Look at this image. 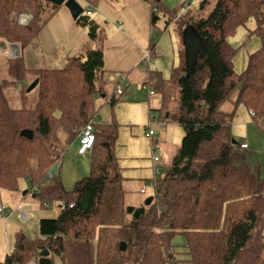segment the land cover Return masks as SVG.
Masks as SVG:
<instances>
[{
    "label": "trees",
    "instance_id": "1",
    "mask_svg": "<svg viewBox=\"0 0 264 264\" xmlns=\"http://www.w3.org/2000/svg\"><path fill=\"white\" fill-rule=\"evenodd\" d=\"M46 4L0 0V44L6 53L12 44L20 48L18 56L5 61L15 81L2 78L0 72V189H17L21 179H27L33 190L37 188L36 197L61 205L56 218L40 220L39 239L17 232L5 263L55 264L58 256L61 264H179V256L185 254L192 264H264V177L258 165L244 159V142H236L231 129L238 107L264 116V0H197L175 20L183 27L179 64L170 78L160 71L150 73V90L160 95V118L181 125L185 135L164 178L157 181L154 200L138 207L126 202V178L115 151L117 129L97 123L93 111L96 96L105 92L97 82L105 72L102 50L70 58L61 69L37 70L40 81L31 104L24 98L23 107L14 108L6 97L5 89L29 71L21 49L38 36L46 21ZM157 5L174 16L160 0ZM24 12L33 19L21 26L18 17ZM152 14L156 24L154 5ZM252 17L256 27L250 33L262 44L238 73L233 64L237 50L229 37ZM83 19L80 15L77 21ZM172 21L167 19V25ZM188 27L199 31L204 47L186 76ZM90 29L95 39L98 27L91 24ZM156 47L153 42L148 49L149 62ZM238 88L236 109L224 112L223 105ZM107 100L117 101L115 95ZM89 122L96 136L83 154L91 153V173L68 191L59 169L48 181L58 162L53 148L64 152L74 142L80 148V133ZM30 131L33 137L23 134ZM177 235L184 237L185 251L174 243ZM43 250L48 255L42 256Z\"/></svg>",
    "mask_w": 264,
    "mask_h": 264
},
{
    "label": "rangeland",
    "instance_id": "2",
    "mask_svg": "<svg viewBox=\"0 0 264 264\" xmlns=\"http://www.w3.org/2000/svg\"><path fill=\"white\" fill-rule=\"evenodd\" d=\"M158 1H80L84 9L81 15L85 18L81 22L73 18L65 5L55 7L54 4L46 2L47 11L43 15L46 21L41 23L42 28L34 42L21 49L23 62L29 71L18 83H12L5 89L10 105L22 108V99H27L31 104L36 98L37 92H28L27 89L38 78L37 70L61 69L66 67L70 58L84 55L90 50H102L105 72L102 77H98L97 82L104 86L105 92L96 96L93 111L97 123L112 124L117 129L115 151L122 174L126 178V202L137 207L144 204L147 198L155 196L152 182L164 178L185 134L181 125L163 124L158 111L161 107L160 95L149 96V90L154 88V81L149 75L160 71L165 78L171 77L173 68L179 64L180 50L184 49L183 27L180 21L175 20L188 7H193L197 0H160L174 16L165 14L164 8L157 5ZM153 5L159 17L156 24L152 21ZM88 10L92 12L91 16H86ZM167 19L174 20L170 26L167 25ZM87 20L89 22L85 24ZM91 24L98 27L95 39L91 36ZM255 27L256 20L252 17L229 37L231 46L237 50L233 64L238 73L247 67L249 56L262 44L260 38L250 33ZM153 42L157 45L156 54L152 56L149 64H144L145 53ZM4 46L3 43L0 44L1 48ZM0 54L1 77L15 81V77L6 71V58L12 57H8L5 51H0ZM119 83L122 84L124 92L122 95L116 92ZM145 83L148 86L146 88ZM239 90L236 89L231 97ZM112 95L117 100L114 104L107 100ZM231 97L230 100L233 98ZM233 104H236V100ZM151 108L155 109L154 115L150 113ZM150 129L155 132L152 138L147 137ZM231 129L236 142H248L249 149L242 151V155L245 160L258 165L264 177V116L254 117L246 107H238ZM156 141L161 146L157 145L158 149L153 153L152 143L156 145ZM162 147L166 148L163 150ZM56 148H53V152L58 157L59 177L65 189L71 191L76 181L90 175L91 153L81 155L77 142L72 143L64 152H59ZM153 154L160 158L156 178L153 173ZM141 189H145L146 193H141ZM1 203L8 208L9 214L6 223L0 220V264H6V253L12 251L17 232H23L29 240L39 239L40 220L56 218L61 202L43 201L36 197L28 180L21 179L17 189H0ZM19 206L25 209L28 215L26 219L17 209ZM173 241L180 251L184 250L183 236L177 235ZM179 257V264H192L186 260L185 254ZM55 264H61L60 257H55Z\"/></svg>",
    "mask_w": 264,
    "mask_h": 264
},
{
    "label": "built area",
    "instance_id": "3",
    "mask_svg": "<svg viewBox=\"0 0 264 264\" xmlns=\"http://www.w3.org/2000/svg\"><path fill=\"white\" fill-rule=\"evenodd\" d=\"M87 15L91 16L92 15V12L90 10L87 11ZM33 19V15L28 13V12H24V13H21L18 17V22H19V25L21 26H26L28 25L31 20ZM5 47V46H4ZM5 48H1L0 47V51H4ZM20 53V48L18 45L16 46H13L11 45V47L9 48V50L7 51V55L8 57H16L18 56ZM150 60V51L147 50L146 53H145V56H144V59H143V63L144 64H147ZM147 86H145L146 88ZM122 86L121 85H118V88H117V93L118 94H122ZM149 93L150 95H153L154 94V91L153 90H149ZM251 115L252 116H256V113L255 111H251ZM154 134V131L152 129H150L147 133V136L149 138H152ZM95 127H94V124L92 122H89L87 125H85V127L82 129L81 133H80V143H81V146L79 148V153L80 154H83V153H86L88 150H90L94 144V140H95ZM155 147L156 145L154 143H152V149L155 150ZM249 145L248 143H243L242 144V148H248ZM153 162L156 164L155 166V175L154 177L156 178L157 174H158V168H157V162L160 160V158L156 157L153 155ZM54 172L51 171L48 175V181L50 179H52L54 177ZM152 185L154 186L155 188V191H156V186H157V180H154L152 182ZM37 188L35 187L34 190H36ZM141 193H146V190L145 189H142L141 190ZM17 209L19 211H21V214L23 216L24 219H26L28 217L25 209H22L20 206L17 207ZM8 217H9V214H8V208L3 204L1 203L0 204V220H2L3 222H7L8 220ZM30 264H35L34 261H32Z\"/></svg>",
    "mask_w": 264,
    "mask_h": 264
},
{
    "label": "water",
    "instance_id": "4",
    "mask_svg": "<svg viewBox=\"0 0 264 264\" xmlns=\"http://www.w3.org/2000/svg\"><path fill=\"white\" fill-rule=\"evenodd\" d=\"M46 2L53 3L58 6L65 5L71 12V15L75 20L78 19V17L84 12L83 7L81 6L80 2L77 0H44ZM185 47H186V57H187V67H186V76H189L192 70L193 65L196 63V61L199 58V55L201 54L203 47H204V39L199 33V31L195 28L188 27L185 32ZM39 78L34 80L32 84L28 87L27 91L31 92L34 90L38 84H39ZM23 134L28 135L29 137H33L34 133L32 131L30 132H23ZM58 165H54L53 172L54 174L57 173ZM154 200V197L151 196L146 199L145 205H150L152 201ZM121 250H126V243L123 242L121 245ZM48 250H43L41 252V255H48Z\"/></svg>",
    "mask_w": 264,
    "mask_h": 264
},
{
    "label": "crops",
    "instance_id": "5",
    "mask_svg": "<svg viewBox=\"0 0 264 264\" xmlns=\"http://www.w3.org/2000/svg\"><path fill=\"white\" fill-rule=\"evenodd\" d=\"M238 94H239V92L236 93L234 96H232V97H233V98L231 97L232 100L229 99V100L227 101L228 103H227V104H224L225 106L223 105V111H224V112L232 113V112L235 110V105H236V104L234 105V104H233V101H234V100L237 101ZM150 113H151V109H150ZM256 116H257V115H256ZM256 116H254V117H256ZM166 123H167V122H164V121H163V124H166ZM173 124H174V123H173ZM178 125H179V124H178ZM154 135H155V132H154V134H153V137H154ZM184 135H185V134H184ZM147 137H148V136H147ZM153 139H154V138H153ZM153 141H154V140H153ZM154 142H155V141H154ZM243 142H244V143H248V142L245 141V140H244ZM154 144H155V143H154ZM157 145H158V146H161V145L159 144V142L156 141V147H155V150L152 149L153 153H155V151L158 149V148H157ZM248 145H249V144H248ZM162 148H163V147H162ZM165 148H166V147H164L163 150H164ZM248 149H249V147H248L246 150H248ZM160 150H161V147H160ZM81 155H85V154H81ZM153 155H154V154H153ZM159 161H160V160H159ZM159 161H158V162H159ZM158 162H157V164H158ZM152 163H153L154 166H156V164L153 162V158H152ZM153 173H154V175H155V170H154V169H153ZM141 190H142V189H141ZM15 210H16V208H15ZM4 223H5V222H4Z\"/></svg>",
    "mask_w": 264,
    "mask_h": 264
},
{
    "label": "bare ground",
    "instance_id": "6",
    "mask_svg": "<svg viewBox=\"0 0 264 264\" xmlns=\"http://www.w3.org/2000/svg\"><path fill=\"white\" fill-rule=\"evenodd\" d=\"M239 110V109H238Z\"/></svg>",
    "mask_w": 264,
    "mask_h": 264
}]
</instances>
